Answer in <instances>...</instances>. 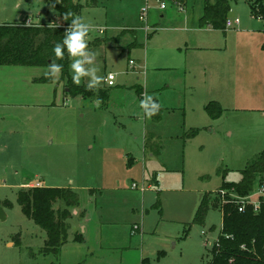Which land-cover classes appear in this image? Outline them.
<instances>
[{"label":"rangeland","instance_id":"rangeland-1","mask_svg":"<svg viewBox=\"0 0 264 264\" xmlns=\"http://www.w3.org/2000/svg\"><path fill=\"white\" fill-rule=\"evenodd\" d=\"M98 1L80 11L88 39L101 37L99 29L110 35L133 27L120 35L134 32L142 43L118 48V35L105 37L112 46L90 51L98 76L115 74L114 85L101 82L105 103L65 95L60 73L38 80L47 66L0 65V200L11 203L0 205V264H208L222 212L209 209L201 225L191 223L195 210L204 193L238 181L264 150V19L245 0H228V19L239 23L215 33L220 48L187 50L183 39L205 0ZM54 14L46 0H0V23L29 15L31 23L52 24ZM144 95L162 102L158 119L141 107ZM210 101L220 104L218 117L207 114ZM150 133L159 139L147 147L158 154L146 149ZM36 182L78 196L57 256L43 254L45 231L17 203L18 190ZM76 230L83 241L74 239Z\"/></svg>","mask_w":264,"mask_h":264},{"label":"trees","instance_id":"trees-1","mask_svg":"<svg viewBox=\"0 0 264 264\" xmlns=\"http://www.w3.org/2000/svg\"><path fill=\"white\" fill-rule=\"evenodd\" d=\"M54 10L57 20L52 24L27 23L25 20L16 23H0V65L22 66H49L53 60L62 65L59 82L63 83L65 95L81 96L82 98L98 99L105 103L109 96L106 86H97L93 90L87 89V83L76 84L69 72L72 57L64 49L62 58H57L53 51L57 42H62L65 30L71 24V17L64 19V13L71 11L79 16L83 5L96 6L98 0H46ZM251 14L264 19V0H245ZM230 4L228 0H215L209 3L205 0L202 14L199 18L201 26L210 25L213 29L225 30ZM52 25V26H50ZM55 25H57L55 27ZM54 76L43 75L38 80L52 82ZM140 94L139 91L136 92ZM151 104L156 100L160 105L156 114L151 115L158 119L162 106L154 96ZM205 110L211 118L218 117L222 108L217 101H210ZM192 129L189 134H195ZM238 181H223L214 193L203 194L195 210L191 223L204 224L205 217L211 208H219L222 212L220 232L209 249L211 254L208 264H264V197H260V205L254 211L250 204L245 203L243 210H238V202L229 194L232 191L238 197L247 196L258 180H264V150L260 151L254 161L247 164L241 171ZM227 192L224 198L220 193ZM17 203L22 213L45 231L46 238L41 248L43 254L57 256L67 240L68 219L71 216L70 208L78 204L77 194L69 188L32 186L20 189L17 193ZM1 204L11 203L0 200ZM57 205V206H56ZM56 206V207H55ZM188 229L184 231L187 235ZM76 241H82V236H74Z\"/></svg>","mask_w":264,"mask_h":264},{"label":"clouds","instance_id":"clouds-1","mask_svg":"<svg viewBox=\"0 0 264 264\" xmlns=\"http://www.w3.org/2000/svg\"><path fill=\"white\" fill-rule=\"evenodd\" d=\"M70 17L71 24L65 30V36L62 42H57L55 44L53 51L57 58H62L64 55V49L66 48L70 56L74 58L71 64L74 73L73 82L79 84L81 77H90L87 83V89L93 90L101 84L103 77L97 75L99 69L93 66L95 55L88 50L87 35L91 26L83 19V17L74 16L71 11L64 13L65 20H68ZM56 26L57 25H55V27ZM86 65L88 67H86ZM62 67V65L57 64L55 60H53L48 66V72L46 75L56 76L61 72ZM152 100L153 97L151 95H144V99L140 102L141 107L146 110L148 115L156 114L160 107L156 100L151 104L146 102Z\"/></svg>","mask_w":264,"mask_h":264},{"label":"crops","instance_id":"crops-1","mask_svg":"<svg viewBox=\"0 0 264 264\" xmlns=\"http://www.w3.org/2000/svg\"><path fill=\"white\" fill-rule=\"evenodd\" d=\"M79 2H81V0H79ZM99 2L100 1H98V3H97L96 6H99ZM47 5L50 6L48 3H47ZM93 7H95V6H93ZM203 7H204V5H203ZM202 11H203V9H202ZM200 16L198 17L197 24L192 27V30H191L192 31V34L190 35V37H187V39H183V43L184 44L181 45V46H184V48L187 49V50H192V49H194V50H201V51H203V50H207V51H209V50H212V51L213 50H218L220 48V46H218L217 43L214 42V40H215V37H216V34L215 33H217L219 30L213 29L210 25L201 26L199 24V18H200ZM38 17L39 16H37V19H38ZM53 17H55L56 20L58 19L57 16H56V14H54ZM227 19H228V16H227ZM22 20H25L27 23H31V22L36 21V19L30 18L29 15H21L20 16V19L18 21H16V22H20ZM16 22H14V23H16ZM10 23H13V22H10ZM123 29H132L134 32L136 30L133 27H125V28H121V29L117 30L115 33L110 34V35L105 34L106 32L103 30V32H100L102 34L101 37H94L92 39H88L87 38V40H88V50L91 51L94 48H101V47L102 48H108L109 46H112V45H108V44L106 45V43H104L105 41H107L105 37H108V38L116 37V36H118V35L121 34V31ZM155 30H156V28H155ZM134 32H132V33L127 32L126 34L123 33L124 35L123 34L120 35V37H121L120 40L121 41H120V43H117L115 45L118 48H120V46H119L120 44L122 46H124V47L127 46L126 48L137 47V46L142 45V43H140L141 41L140 40L138 41L137 36L135 35ZM151 35H152V32L149 33V34L146 33V37L147 38L148 37H151ZM133 40H136L137 41V43H136L137 45L134 44L135 46H129V44ZM181 46L180 45H177L175 48H177L180 51L181 50ZM72 60H73V57L71 59V62H72ZM105 76H106V72H104L103 81H104ZM60 83L63 85L62 82H60ZM105 85H106V83H105ZM105 85L102 83L99 86H105ZM63 89H64V86H63ZM64 94H65V92H64ZM151 96L157 97L155 95H151ZM157 99H158L159 103L161 104L162 108H164V106L162 105V102L159 100V98H157ZM154 137H156V139H159L157 136H155L152 133L146 135V138H145L147 140V142H145V146L146 147H147L148 142H150V140L153 139ZM152 148L151 147H147L146 149H149L150 151L152 150L155 154H158L159 153V148L158 147H155L154 149H152ZM152 151H151V153H152ZM39 184H40L39 186H43V184H41L40 182H39ZM74 213H75V211H74ZM73 215H75V214H73ZM71 217L72 216H70V218ZM70 218L68 219V225H69V227H70V222H69ZM69 227H68V229H69ZM78 233L79 232H77V230H76L75 231V235H77ZM80 235L82 236V234H80ZM82 241H83V239H82ZM61 250H62V248H61ZM145 263L148 264L149 262L147 261V259L144 258L142 260V264H145Z\"/></svg>","mask_w":264,"mask_h":264},{"label":"built area","instance_id":"built-area-1","mask_svg":"<svg viewBox=\"0 0 264 264\" xmlns=\"http://www.w3.org/2000/svg\"><path fill=\"white\" fill-rule=\"evenodd\" d=\"M161 7H163V3H161L160 5ZM146 13H147V7H142L140 9V12H139V20L140 21H144L146 20ZM239 23V20L238 18H235L233 21H230L229 19L226 20V23H225V26L226 27H230L232 26L233 24H238ZM145 31H148V26L146 25L145 28H144ZM99 32H103L102 29H99ZM129 63H133L132 60L129 61ZM114 79H115V74L112 73V72H108L104 78V81L106 83L107 86H112L114 85ZM39 182H36L35 183V186H39ZM133 186H135L133 184ZM227 192H224L222 191L220 193V195L223 196L224 198V195L226 194ZM229 194V196L235 200L236 199V202H238L239 206H238V210L239 211H242L243 210V207H244V204L247 203V204H250L253 208L254 211H257L258 208H259V205H260V197H264V184H260L259 185V188H258V191H257V198L256 199H252V196H253V191H251L247 196L245 197H238L236 196L235 194L232 193V191L230 193H227Z\"/></svg>","mask_w":264,"mask_h":264},{"label":"water","instance_id":"water-1","mask_svg":"<svg viewBox=\"0 0 264 264\" xmlns=\"http://www.w3.org/2000/svg\"><path fill=\"white\" fill-rule=\"evenodd\" d=\"M0 219L1 220H4L5 219V214L4 212L2 211V208L0 207Z\"/></svg>","mask_w":264,"mask_h":264}]
</instances>
